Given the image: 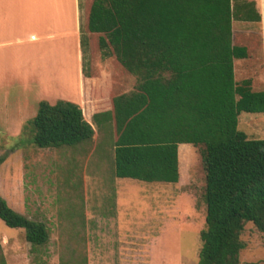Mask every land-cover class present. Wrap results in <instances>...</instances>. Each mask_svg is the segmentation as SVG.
<instances>
[{"label": "trees", "instance_id": "obj_1", "mask_svg": "<svg viewBox=\"0 0 264 264\" xmlns=\"http://www.w3.org/2000/svg\"><path fill=\"white\" fill-rule=\"evenodd\" d=\"M84 7L82 50L85 36L90 45L97 36L103 52L99 61L90 55L85 75L100 78L110 96L111 108L94 118L113 129L115 176L177 184L179 145L204 146L206 226L198 264H240L245 225L264 234V139L239 129L243 115L264 119L261 38L234 34L232 0H87ZM237 10V20L260 21L254 2ZM97 62L109 66L105 77ZM118 69L132 86L120 82ZM27 132L40 149L77 146L95 135L83 109L63 100L40 102ZM0 219L24 230L32 252L49 243L45 223L1 196Z\"/></svg>", "mask_w": 264, "mask_h": 264}, {"label": "rangeland", "instance_id": "obj_2", "mask_svg": "<svg viewBox=\"0 0 264 264\" xmlns=\"http://www.w3.org/2000/svg\"><path fill=\"white\" fill-rule=\"evenodd\" d=\"M243 1L246 0H232L233 32L256 36L254 24L237 20V5ZM86 2L82 0L83 4ZM85 37L89 46L83 53L89 69L90 55L99 61L103 52L97 36L91 45L90 38ZM35 67L44 80L40 93L72 95L75 75L71 54L68 53V88H51L60 76L54 68L48 70L42 60ZM117 73L120 82L133 85V78L124 77L119 69ZM9 98L7 111L1 112L0 107V158H5L0 165V196L16 212L45 223L50 232L49 243L32 252L24 230L12 229L0 219V237L9 239L11 264L81 262L87 255L84 233L87 212L120 213L124 216L121 225L125 227L131 226L136 214L142 216L137 219L141 226L137 225L136 233L127 228L120 235L107 234L114 240L102 246L114 249V264H198L200 235L206 226L204 146L185 144L194 150V156L191 151L185 155L186 148L181 147V157L186 156L188 166L192 160V171L184 183L157 185L136 181L131 184L132 191L126 193L123 183H114L112 127L97 128L92 141L77 146L40 149L29 142L31 134L24 133L30 120L24 122L19 136L12 137L4 131L6 125L12 124L9 119H17L16 103L20 96L13 92ZM245 117L251 116L243 115L239 129L251 139H264V119L253 117L252 126ZM240 238L245 245L240 264H264V234L253 223H247Z\"/></svg>", "mask_w": 264, "mask_h": 264}, {"label": "crops", "instance_id": "obj_3", "mask_svg": "<svg viewBox=\"0 0 264 264\" xmlns=\"http://www.w3.org/2000/svg\"><path fill=\"white\" fill-rule=\"evenodd\" d=\"M246 2H254L256 11L260 16L258 22H241L254 24L256 26L255 33L262 40L263 75L261 79L264 82V0H246ZM84 5L82 0H0L1 112L7 111L6 108L10 105L9 97L13 92L18 93L20 96L19 101L16 103L17 119H9V123L12 124H8L3 128L9 136L16 137L20 135L24 122L33 119L37 115L39 103L42 101L55 104L63 100L78 104L83 109L86 121L94 128L95 135L97 128H109L98 126L94 117L99 113L107 112L111 108L110 96L106 92H101L103 85L99 82L100 78L88 79L85 75L87 68L81 45L82 27L86 17ZM68 53L73 57L75 75L72 95L59 93L52 96L40 93L44 80L43 77L39 76L40 70L36 71V62L42 60L48 70H52V68L57 70L60 77L54 80L52 89L61 86L68 88ZM99 64L97 62L96 66L104 70L102 76L105 77L109 66ZM253 117L256 119L261 118L251 116L245 117L244 120L247 122L248 119L252 120ZM247 123L249 124V122ZM183 145L185 144L179 145V183L150 184L179 185L184 183V178H187V174L189 175L192 171V160L190 166H188L184 160L186 156L182 159L180 150L181 147H185V155L190 151L193 153L194 150L190 149L188 145ZM114 158L115 154L113 153V164ZM114 177V183L120 182L125 185L123 190L126 193L132 191L130 190L131 184L139 181L130 178H117L115 169ZM122 217L124 216L116 212H87L85 214L84 233L87 237V264H114V249L111 246L106 248L102 246L103 243L113 242L114 240V237L107 236V234L120 235L127 228L134 234L138 225L137 219L142 218L141 215L136 214L131 226L125 227L121 225ZM140 226L138 225V227ZM8 242V237L1 235L0 264H3V258L5 264H11Z\"/></svg>", "mask_w": 264, "mask_h": 264}]
</instances>
